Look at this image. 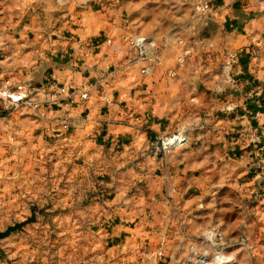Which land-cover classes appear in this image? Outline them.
Here are the masks:
<instances>
[{"label":"rangeland","instance_id":"374dc122","mask_svg":"<svg viewBox=\"0 0 264 264\" xmlns=\"http://www.w3.org/2000/svg\"><path fill=\"white\" fill-rule=\"evenodd\" d=\"M207 1L212 9L208 14H199L198 0H89L80 4L83 11L99 10L111 14L112 19L126 15L131 35L135 30L160 44L168 36H181L192 48L176 77L169 75V67L165 75H160L162 69L155 73L157 67L162 68L156 64L143 76L148 78L145 82L152 94L143 103L131 97L141 98L144 83L123 80L119 85L123 98L117 103L120 109L114 110L121 112L118 123L136 122L132 108L139 111L145 107L143 111L147 108L150 116L151 124L146 121V128H140L141 121L134 124L139 129L136 131L151 135L155 146L150 154L139 146L141 153L135 163L127 159L131 155L118 153L117 158L114 151H103L116 148L117 143L109 147L102 143L91 162L82 161L81 142L71 137L70 129L65 132L56 126L52 132L50 124L46 126L40 122L42 118L29 114H14L11 123L0 104V128H8L0 130V230L34 214L21 229L0 238V264H264V227L257 225L253 205H249L251 210L246 208L248 212L241 211L248 197L243 198L233 185L238 175L237 159L228 162L231 176L227 179L207 178L201 173L193 179L178 178L179 164L172 152L186 141L189 130L186 128L182 144L164 146L161 139L178 130L171 125L166 133H156L153 128L158 117L154 96L175 87L190 94L206 89L202 83L194 86L190 62L193 49H202L207 43L210 22L218 24L214 19L216 3ZM32 36L20 37L21 42ZM45 37L40 35L23 44L19 53L24 61L10 70L16 73L11 74L14 78L27 70L25 77L32 93L36 85L29 74L37 65L30 55L40 53ZM172 46L163 45V51ZM0 53L1 62L12 52ZM126 53L124 50V56ZM195 59L201 62L203 58L198 55ZM127 69L120 79L127 75ZM203 70L201 64V75ZM37 90L39 95L46 92ZM199 96L194 100L198 105L191 103L192 110L185 115L203 117L204 110H197L204 103ZM181 102L189 107V100ZM134 139L136 143L145 140ZM200 139L206 141L204 135ZM204 165L198 163L201 170H205ZM210 230L219 238L213 240Z\"/></svg>","mask_w":264,"mask_h":264},{"label":"crops","instance_id":"0c3cea01","mask_svg":"<svg viewBox=\"0 0 264 264\" xmlns=\"http://www.w3.org/2000/svg\"><path fill=\"white\" fill-rule=\"evenodd\" d=\"M85 1L89 0H0V51L12 52L7 57L3 56L5 60L1 59L0 77H12L15 80L25 78V72L14 78L11 75L13 71L10 70L14 64L20 65V61H24L19 53L21 46L40 35H46V41L42 42V48L40 45L39 54L30 55L37 65L35 71H30L29 74L33 83H37L36 89L47 91V80L51 78L58 84L76 87L85 80H94L106 67L123 61L130 51L124 40L122 43V38L130 33L131 28L128 31L121 27L111 29V14H104L99 10L83 11L80 4ZM214 1L217 6L214 19L218 20L219 25L210 22L211 32L207 36L209 39L202 49H193V60L190 62V71L194 72L191 76L194 86L196 83H202L206 89L203 93L194 91L190 94L175 87L169 91L165 89L154 96L158 101V117L153 121V128L157 129L156 133H166V129L171 125H174V131L186 128L189 130L186 141L172 152L176 163L179 164V170L175 174L178 178L193 179L201 173L207 178L227 179L231 176L228 162L237 159L235 162L238 163V175L234 177L236 181L233 185L243 198L248 197V203L244 201V209L241 211L248 212L251 210L249 205H253L256 223L264 227V127L245 113L252 105V98H248L243 83L244 79L255 82L259 93L254 97L264 100V0ZM107 32L111 34L110 42H101L91 49L90 43ZM133 32L145 35L135 30L131 31ZM30 35H33L32 38L25 43L21 42L20 37ZM55 38L58 40L53 43ZM63 50L65 57L59 55ZM90 50L92 52L83 60L78 59L83 52ZM124 50L127 52L125 56ZM175 52L176 46L166 48L162 54L163 63L159 65L162 68L157 67L154 72L162 69L164 72L161 70L160 75H165L167 68L172 66ZM228 53H236L235 60L229 61L226 56ZM198 55L203 58L201 62L195 61ZM201 64L205 66L202 75L199 72ZM126 73L121 79L124 73L109 81L108 91L114 100L112 104L107 105L92 95L88 100L71 108L70 135L81 142L82 161L91 162L93 155H98L102 143L108 147L117 143L115 147L119 150L107 148L103 151H114L117 158L118 153L131 155L132 157L127 159L132 158V163H135L141 153L139 146L141 149H147L146 154L152 153L155 142L151 135L136 131L139 129H136L137 124H134L141 121V129L146 128V121L151 124L148 109L146 108L145 112V107H141L139 111L130 109L134 110L136 122L131 119V124L128 125L119 124L118 114L121 112H114L117 108L120 109L117 103L122 102L123 94L118 93V88L123 80L129 83H144L141 98L133 96L132 100L138 99V103L142 100L143 103L152 96L145 82L148 78L140 74L138 67L128 68ZM131 74L134 77H131ZM184 83L187 84L186 81ZM199 95H202L200 99H203L204 103L198 106L197 110H204L203 117H197L195 114L185 115L192 110L191 103L198 105L194 100H197ZM182 100H189V107L185 108ZM229 104L236 106L235 112L226 110ZM14 114L32 115L29 112L16 111L6 117L11 123L14 121ZM43 120L40 122L46 126L50 124L52 132L58 129L50 113ZM3 125H6V122H3ZM7 129L5 126L0 128L1 131ZM252 131L258 133V138L251 135ZM203 135L206 141L200 139ZM108 137L110 140H107ZM135 137L145 140L136 143ZM204 153L206 154L203 155ZM199 162L205 164V170L199 168ZM138 172L136 171L137 174ZM144 175L148 176L146 172ZM238 236L239 233L236 237ZM258 250L261 252L260 248Z\"/></svg>","mask_w":264,"mask_h":264},{"label":"built area","instance_id":"2783aa9c","mask_svg":"<svg viewBox=\"0 0 264 264\" xmlns=\"http://www.w3.org/2000/svg\"><path fill=\"white\" fill-rule=\"evenodd\" d=\"M211 4L207 0H198L197 10L199 14H208L212 9H209ZM111 29L121 27L129 30V18L125 16L113 18L111 20ZM110 32L104 33L90 43L91 49L101 42H110ZM130 48V53L120 63L106 67L94 80H85L79 86L70 87L67 84H58L55 79H48V90L43 96L39 95L37 89L31 88L26 77L22 80H15L12 77H0V104L9 114L16 111H27L37 118L45 119L50 113L53 116V121L63 131H68L72 124L71 108L88 100L90 96H96L100 101L107 105L114 102L108 91L110 79L124 73L125 68L136 66L142 76H147L153 71L154 65L163 63V45L177 46V51L172 59V66L169 68V75L174 77L177 70L183 62L191 56L192 48L184 42L181 36L165 38L162 44L156 43L145 35L130 34L123 38ZM58 38L53 39V43L57 42ZM92 50L85 51L78 58L83 60ZM56 55H58L56 53ZM65 57L64 50L59 54ZM58 55V56H59ZM226 56L233 61L236 58V53H228ZM27 72V70H25ZM248 98H252V105L245 110V113L254 121L260 122V126L264 127V100L255 98L254 95L259 93L258 86L255 82L249 79H244ZM254 101V104H253ZM229 112H235L236 106L229 104L226 107ZM185 129H180L170 137L161 139L164 146L180 145L186 139ZM251 135L258 138V133L252 131ZM258 154V153H257ZM211 237V234H210ZM213 240L217 239L211 237Z\"/></svg>","mask_w":264,"mask_h":264},{"label":"water","instance_id":"95a60500","mask_svg":"<svg viewBox=\"0 0 264 264\" xmlns=\"http://www.w3.org/2000/svg\"><path fill=\"white\" fill-rule=\"evenodd\" d=\"M28 82H29V81H28ZM34 85L37 86V83L34 82ZM33 218H34V214H32V216L29 217V218H28L27 220H25V221L16 222V223H14L13 225H9L5 230H3V231L0 230V238H2V237H4V236L8 235V234H9L10 232H12V231H15V230H17V229H21V227H22L26 222L31 221Z\"/></svg>","mask_w":264,"mask_h":264},{"label":"bare ground","instance_id":"6f19581e","mask_svg":"<svg viewBox=\"0 0 264 264\" xmlns=\"http://www.w3.org/2000/svg\"><path fill=\"white\" fill-rule=\"evenodd\" d=\"M210 233H211V237H215V238H219L214 232H211V230H210ZM215 240V239H214ZM220 258H222V257H220Z\"/></svg>","mask_w":264,"mask_h":264},{"label":"trees","instance_id":"16d2710c","mask_svg":"<svg viewBox=\"0 0 264 264\" xmlns=\"http://www.w3.org/2000/svg\"><path fill=\"white\" fill-rule=\"evenodd\" d=\"M2 107V106H1ZM6 111V110H5ZM6 115H7V113H6ZM3 116H5V115H3Z\"/></svg>","mask_w":264,"mask_h":264}]
</instances>
